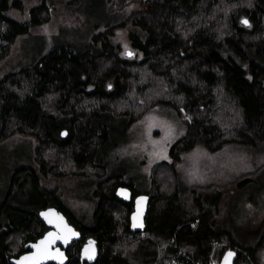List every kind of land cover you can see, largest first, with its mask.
I'll list each match as a JSON object with an SVG mask.
<instances>
[{"label":"trees","instance_id":"trees-1","mask_svg":"<svg viewBox=\"0 0 264 264\" xmlns=\"http://www.w3.org/2000/svg\"><path fill=\"white\" fill-rule=\"evenodd\" d=\"M134 3L139 10L96 29L83 49L51 48L0 77V145L16 134L35 141L32 163L13 171L0 204V264L29 252L50 230L40 219L50 208L80 232L66 264H80L90 237L98 249L94 264L173 258L174 264H220L229 250L233 264H264V220L255 232L238 235L220 223L219 190L191 187L182 194L174 167L198 145L215 153L264 143V0H103V7L111 16ZM11 9L22 11V3L0 0V58L51 16L42 3L22 23L8 17ZM118 30L127 32L130 58L118 55L112 41ZM152 107L172 109L186 128L170 145L169 161L153 165L143 185L136 177L141 170L110 169L102 155L115 134L125 135ZM66 179L88 191L89 223L77 222L57 187L45 186ZM118 180L150 192L143 232L130 231L127 206L114 198ZM252 183L244 177L237 190Z\"/></svg>","mask_w":264,"mask_h":264},{"label":"rangeland","instance_id":"rangeland-1","mask_svg":"<svg viewBox=\"0 0 264 264\" xmlns=\"http://www.w3.org/2000/svg\"><path fill=\"white\" fill-rule=\"evenodd\" d=\"M19 1L23 10L11 9L8 13V17L15 21L28 22L29 11L42 3L49 6L51 16L44 25L31 27L26 35L15 39L6 55L0 58V77L31 64L39 54L51 48L70 46L76 50L83 49L91 43V34L96 29L140 9L134 3L129 5L126 12L120 11L110 16L103 7V0H82L79 3H72V0ZM112 41L120 57L131 50L124 30L116 31ZM112 128L119 130L120 126L117 124ZM185 128L184 121L172 109L152 107L133 123L131 130L126 129L125 135L115 134L102 156L108 160L110 169L129 172L149 170L152 173L153 165L169 161L170 145L184 135ZM32 145H35V141L19 134L0 145V204L7 194L13 171L32 163ZM174 167L182 194H186L191 187L204 192H208L210 187L219 190L220 223L229 225L238 235L255 232L264 220V143L256 148L226 145L215 153L198 145L191 152L182 154L179 161L174 162ZM244 177L252 178L253 183L238 191L237 184ZM45 186L48 189L58 187L74 219L80 224L89 223L92 211L84 200V193L88 191L83 186L73 179L60 182L49 180ZM21 199L19 196L16 202L23 203ZM171 261L169 264L173 263Z\"/></svg>","mask_w":264,"mask_h":264},{"label":"water","instance_id":"water-1","mask_svg":"<svg viewBox=\"0 0 264 264\" xmlns=\"http://www.w3.org/2000/svg\"><path fill=\"white\" fill-rule=\"evenodd\" d=\"M245 20H242V22ZM245 24V23H244ZM248 25V24H245ZM131 53V55H129ZM126 57H132L133 53L128 51L125 53ZM61 137H65L66 131L61 132ZM116 195L128 202L130 199V192L125 188H119L116 192ZM139 202V203H138ZM149 197L148 196H139L135 200L134 210L130 216V225L129 228L131 232H143L145 230V216L147 214L148 206H149ZM42 213H48L49 215L46 217L42 215ZM135 215L136 220H133V216ZM40 219L42 222L50 229L42 238H40L37 242L32 243L28 246L29 252L20 255L17 258L10 260V264H18L21 261L22 257L31 256L33 253L37 251L34 245H38L41 240H44L45 237L48 236L49 233L54 234H62L66 239H56L49 247V252L52 255H49L47 258L40 261V264H66L67 250L68 248L80 240V232L75 230L73 226H71L66 218L55 209H47L40 213ZM49 220H53V223H49ZM57 223L61 225V227H57ZM135 225V226H134ZM66 226V228L64 227ZM66 229H71V231H67ZM91 242V243H90ZM87 248V253L85 249ZM231 253V255H229ZM62 254V257L60 256ZM98 258V249L96 245V241L93 238H87L79 251V263L80 264H94ZM236 258V254L234 251L229 250L225 253L223 260L220 264H233Z\"/></svg>","mask_w":264,"mask_h":264},{"label":"flooded vegetation","instance_id":"flooded-vegetation-1","mask_svg":"<svg viewBox=\"0 0 264 264\" xmlns=\"http://www.w3.org/2000/svg\"><path fill=\"white\" fill-rule=\"evenodd\" d=\"M246 26H249V25H246ZM123 57V56H122ZM125 57H123L122 59H124ZM67 136V133H66V135H65V137ZM65 137H63V138H65ZM62 138V137H61ZM151 172L148 170V171H141V172H139L137 175H136V177H137V179H138V181L139 182H141L143 185H146L147 183H148V178H151ZM118 182V184L121 182V180H118L117 181ZM131 183V181H124V182H121L120 183V185H115V187H114V191H113V195H114V198L117 200V201H119L120 203H122V204H124V205H126L127 207V209H128V225H130V216H131V214H132V212H133V210H134V206H135V200H136V198H138L139 196H148L149 197V200H150V202H151V199H150V192H149V190H148V188L146 187V191H137L136 189H135V187H134V189L133 188H130L128 185H131L130 184ZM119 188H125V189H127L129 192H130V199H129V201L128 202H125L124 200H121V198L120 197H118L117 195H116V192H117V190L119 189ZM57 190H59L58 189V187H57ZM85 196H86V198L84 197V200H85V202H92V199H90V197H89V194L87 195V194H85ZM149 202V203H150ZM58 212V211H57ZM130 229V228H129ZM131 231V230H130ZM87 239V238H86ZM85 239V240H86ZM85 240L83 241V243L85 242ZM83 243H82V245H83ZM81 245V246H82Z\"/></svg>","mask_w":264,"mask_h":264},{"label":"snow or ice","instance_id":"snow-or-ice-1","mask_svg":"<svg viewBox=\"0 0 264 264\" xmlns=\"http://www.w3.org/2000/svg\"><path fill=\"white\" fill-rule=\"evenodd\" d=\"M243 23L247 24V20L243 21ZM131 55V53H129ZM139 203V202H138ZM42 215H45L46 217L49 215L48 213H42ZM133 220H136L135 215L133 216ZM53 220H49V223H53ZM135 226V225H134ZM57 227H61L59 223H57ZM66 228V226H64ZM67 231H71V229H66ZM66 239L62 234H54L49 233L47 237H45L44 240H41L38 245H34L37 249L35 253H33L31 256H25L21 258V261L18 262V264H40V261L47 258L49 255H52L49 252L50 245L56 240V239ZM91 243V242H90ZM87 253V248L85 249ZM231 255V253L229 254ZM62 257V254H60Z\"/></svg>","mask_w":264,"mask_h":264},{"label":"built area","instance_id":"built-area-1","mask_svg":"<svg viewBox=\"0 0 264 264\" xmlns=\"http://www.w3.org/2000/svg\"><path fill=\"white\" fill-rule=\"evenodd\" d=\"M172 264H174V263H172Z\"/></svg>","mask_w":264,"mask_h":264}]
</instances>
